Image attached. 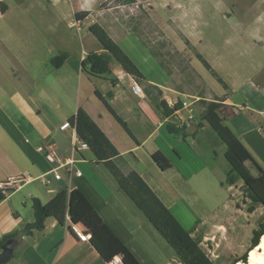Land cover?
I'll return each instance as SVG.
<instances>
[{
  "label": "crops",
  "instance_id": "1",
  "mask_svg": "<svg viewBox=\"0 0 264 264\" xmlns=\"http://www.w3.org/2000/svg\"><path fill=\"white\" fill-rule=\"evenodd\" d=\"M86 2L38 0L37 6L32 3L20 7L14 0H0V6H4V10H0V181L30 176L0 202V240L33 220V197L46 203L61 190L80 189L113 232L145 264L140 256L150 238L161 244L160 234L119 188L104 164L96 161L89 148L73 150V139L78 137L75 128L60 129L59 126L70 121L79 107L84 109L119 155L172 210L183 200V194L175 182L165 180L164 172L177 166L175 161L182 163L185 157L180 152L183 145L178 141L183 137L170 133L167 125L174 124L182 129L183 140L196 135L199 129L208 125L202 122L199 126L197 118L199 112L195 101L202 97L185 92L181 86L147 78L160 88L161 97L170 104L188 100L186 97L195 98L188 100L196 109L192 118H187L186 108H179V112L164 117L143 88L142 94L133 92L131 81L134 79L130 75L127 74L129 79L117 77L122 70L115 62H111L108 76L112 80L100 78L102 87L98 88L93 77L81 67L88 52L103 51L88 26L99 23L113 39L114 32L100 19L85 21L86 10L91 11L100 0ZM95 11L99 13L97 7ZM75 20H81V24L76 25ZM62 53L67 54L65 61L54 66L51 58ZM251 77L235 81L223 79L228 92H221L223 97L218 113L264 169V63L253 68ZM140 85L144 87V84ZM95 90L127 123L132 135L115 119ZM180 117L186 119L183 125ZM46 144L56 145L57 153L63 157L74 158L71 175L65 167H60V178L54 176L52 163L38 150ZM155 151H161L169 159L171 167L166 171L151 158ZM191 151L189 147L185 152V166L195 155ZM76 170L81 174L76 175ZM43 178L49 182L43 183ZM257 209L255 207L250 214ZM74 226L65 210L60 218H46L41 230H33L27 235L19 233L18 244L7 264H108L89 241L90 233L86 235V232L82 238ZM221 227L225 230L223 222L212 221L207 228H216L221 233ZM171 260L182 264L175 253Z\"/></svg>",
  "mask_w": 264,
  "mask_h": 264
},
{
  "label": "rangeland",
  "instance_id": "2",
  "mask_svg": "<svg viewBox=\"0 0 264 264\" xmlns=\"http://www.w3.org/2000/svg\"><path fill=\"white\" fill-rule=\"evenodd\" d=\"M37 2L14 0L20 7L32 3L37 6ZM123 3L100 0L96 3L99 13L96 7L86 10L85 21L100 19L107 24L146 78L181 86L203 99L222 98L221 92H228L227 88L205 68L197 54L218 76L230 81L253 78V68L264 63V0H133L119 6ZM119 68L122 78L129 79ZM92 79L98 88L102 87L100 78ZM202 98L195 101L198 112ZM183 139L178 141L185 159L182 163L175 161L177 166L164 172L165 180L175 182L183 194V200L171 211L194 233L214 264H229L248 248L253 229L264 219V207L253 204L258 209L250 214L254 209H249L252 203L245 199L241 182L231 187L222 185L229 169L223 156L225 144L209 125ZM189 147L195 155L185 166ZM248 164L255 173L253 165ZM212 221L223 222L225 230L221 227L220 233L216 228H207ZM159 237L161 244L150 238L140 258L145 264H176L171 260L173 249Z\"/></svg>",
  "mask_w": 264,
  "mask_h": 264
},
{
  "label": "trees",
  "instance_id": "3",
  "mask_svg": "<svg viewBox=\"0 0 264 264\" xmlns=\"http://www.w3.org/2000/svg\"><path fill=\"white\" fill-rule=\"evenodd\" d=\"M130 3L133 0H118ZM4 10V6H0ZM96 39L100 42L103 51H91L82 59V70L91 77L110 79L111 62L119 65L137 83L144 84V92L151 102L157 107L164 117L171 116L176 110L182 107L181 101L173 104L168 103L161 97L160 88L148 81L138 66L123 50V48L110 36L108 31L99 23L94 22L88 26ZM67 54H58L51 58L54 66H60L66 59ZM197 58L216 80L227 88L225 81L217 75L212 66L200 54ZM112 80V79H110ZM96 95L102 100L106 107L113 114L115 119L130 134L127 123L112 109L102 94L95 90ZM222 98H211L209 100L199 99V126L202 122L208 124L225 144L224 157L229 164L222 185H234L241 182L245 199L252 205L260 204L264 207V169L258 164L249 150L244 146L240 138L226 125L223 117L218 111L221 107ZM69 123L74 125L77 136L88 144L89 150L93 153L97 162H101L115 178L119 188L134 202L137 208L143 213L157 232L164 238L167 244L173 249L176 257L183 264H214L208 257L199 241L180 223L172 211L164 204L148 183L130 167L124 158L119 155L117 149L90 118L84 109L79 107ZM167 130L175 135L184 134L174 124L167 125ZM153 161L166 170L171 167L169 159L161 152L155 151L151 154ZM251 163L256 170L252 173L247 163ZM6 195L0 191V202ZM33 220L24 223L17 231L6 234L0 240V245L8 237H17L31 234L33 230H41L44 227L46 218H60L67 210L71 224L81 223L84 231L90 233L89 241L99 252L100 256L108 262L113 256L119 255L123 264H142L125 243L113 232L111 227L102 219L88 198L80 189L71 191L61 190L49 201L42 203L38 198H32ZM264 232V219L258 227L253 229L250 244L240 257L233 259L229 264L237 261H246L248 251L259 243L260 236Z\"/></svg>",
  "mask_w": 264,
  "mask_h": 264
},
{
  "label": "built area",
  "instance_id": "4",
  "mask_svg": "<svg viewBox=\"0 0 264 264\" xmlns=\"http://www.w3.org/2000/svg\"><path fill=\"white\" fill-rule=\"evenodd\" d=\"M133 2V1H132ZM132 2L128 3L131 4ZM119 6H126V3H123ZM80 20H75V24L78 25ZM117 77L119 79L122 78L121 74H118ZM131 87L132 90L135 94H142L143 93V89L142 87L135 81H131ZM182 103V107L181 108H186L188 111V116L187 118L190 119L192 118V111L193 108L190 107L191 104L189 103V101L183 100L181 101ZM180 108V109H181ZM179 112V110H176L175 113ZM181 119V125H183L186 121V119H182V117H180ZM69 126H73V124L69 123L68 120L64 121L59 128L60 129H65L66 127ZM72 147L73 150H78V149H86L88 148V144L84 141L81 140L79 137L74 138L73 142H72ZM57 146L54 144H46V145H42L38 147L39 151H42L44 153V156L46 158V160L50 163H52L53 167L51 169V171L54 172V176L56 178H60L61 174L59 173L58 168L60 167H65L68 170V173L71 175L72 171H73V165H74V158L72 156L69 157H63L62 155L57 153ZM74 173L76 175H80L81 172L79 170L74 171ZM30 179V176H17V177H10V178H6L4 180L0 181V191L2 194L7 195L10 191L19 189L22 185L23 182L27 181ZM43 183L47 184L49 181L48 179H42ZM74 230L77 233V235H79L80 237L84 238L85 236L83 234L86 233V231H84L83 225L81 223L75 224L74 226ZM86 235H89V233H87ZM108 264H123L121 257L119 255H115L113 256L109 261Z\"/></svg>",
  "mask_w": 264,
  "mask_h": 264
},
{
  "label": "bare ground",
  "instance_id": "5",
  "mask_svg": "<svg viewBox=\"0 0 264 264\" xmlns=\"http://www.w3.org/2000/svg\"><path fill=\"white\" fill-rule=\"evenodd\" d=\"M235 264H264V232L259 243L248 251L246 261H237Z\"/></svg>",
  "mask_w": 264,
  "mask_h": 264
},
{
  "label": "water",
  "instance_id": "6",
  "mask_svg": "<svg viewBox=\"0 0 264 264\" xmlns=\"http://www.w3.org/2000/svg\"><path fill=\"white\" fill-rule=\"evenodd\" d=\"M18 239V237H8L0 245V264H7L12 258L14 250L18 244Z\"/></svg>",
  "mask_w": 264,
  "mask_h": 264
}]
</instances>
